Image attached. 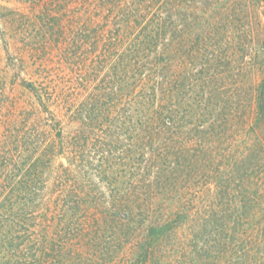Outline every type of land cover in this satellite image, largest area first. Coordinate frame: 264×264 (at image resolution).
Masks as SVG:
<instances>
[{"label": "trees", "instance_id": "16d2710c", "mask_svg": "<svg viewBox=\"0 0 264 264\" xmlns=\"http://www.w3.org/2000/svg\"><path fill=\"white\" fill-rule=\"evenodd\" d=\"M17 1L0 5V19L29 30L24 44L41 34L43 47L63 49L62 61L88 46L106 66L63 118L50 111L56 96L44 84L24 80L33 110L50 116L29 123L22 110L4 123L0 264H113L141 233L129 264H162L165 245L190 221L178 264L211 255L264 264V80L242 112L243 102L232 107L224 87H211L219 75L207 55L217 57L221 27L242 32L234 3L243 11L261 0ZM240 136L252 140L241 150ZM202 179L216 198L195 216L185 196Z\"/></svg>", "mask_w": 264, "mask_h": 264}, {"label": "rangeland", "instance_id": "374dc122", "mask_svg": "<svg viewBox=\"0 0 264 264\" xmlns=\"http://www.w3.org/2000/svg\"><path fill=\"white\" fill-rule=\"evenodd\" d=\"M234 4L235 6L239 4L237 15L241 22L239 21L237 24L242 25V32L240 30L238 34L234 31L230 35V32L229 34L226 33L225 29L221 27L218 39L224 41H220L219 50H215L217 51V57L207 54L211 60L216 58L211 71H215L219 75L210 85L211 87L216 86L220 92H225L228 104L232 107L238 104V101L240 104L246 100L251 95L253 88L264 80V53L262 51L264 0L253 2L249 8H244L243 11L241 9L243 2ZM0 5L19 7L17 0H0ZM73 9L71 8L70 11ZM228 13V18L234 14L232 12ZM105 14L106 9L93 14V17L99 19L100 15L103 17ZM226 23L227 21L224 20L223 25L225 26ZM29 33V30L28 32L11 30L0 19V139L5 129L4 123H7V120L12 121L18 116L20 117L19 113L22 110L27 111L26 119L28 118L29 123L33 122L38 116L45 118L50 116L48 112L39 113L38 109L33 110L32 97L23 84L24 80L44 84L49 94L56 96V105L51 104L50 111L54 112L58 118H63L66 109L68 107L75 108L88 93L95 91L94 87L100 84L105 76V58H98L99 64L96 65L93 60L95 53L93 54L88 46L81 47L78 54L72 56L70 61H62L60 54L63 49L56 47L46 49L51 45L43 47L41 34L34 36V41H27L29 45L24 44L26 43L24 39L29 37L27 36ZM226 35H228L231 42L226 39ZM239 35L243 36L241 48H238V44H236ZM233 40H235L236 46L235 44L232 45ZM32 42L34 43L31 44ZM95 65L97 68L94 67ZM210 69V67L204 68L205 72H211ZM229 69H232V72H229ZM223 87L225 90L221 91ZM244 103L240 104V111L242 112L249 105L248 102ZM259 133L264 137V124L261 125ZM238 139L236 145L240 150L245 147L246 142L252 143L251 138L247 140L244 139V136H240ZM262 175L260 188L263 192L264 173ZM100 188L104 189V185L100 184ZM214 192L215 186L210 180L202 179L194 184L188 195L185 196L191 209V215L198 216L197 212L201 216L205 215L216 198ZM51 195L53 194L48 196L51 197ZM225 199L227 200V197ZM221 222L224 223V220H221ZM191 223L193 221L188 223L189 226ZM189 226L181 227L174 236L172 243L165 245L162 251L164 254L162 264H178V257H180L181 252L188 249L187 241L191 233ZM221 233L225 232L212 234L207 237V240L209 238L211 241L216 242L214 238ZM143 236L144 233H141L133 246L141 241L144 238ZM133 246L122 251L113 264H129ZM218 259L213 258L211 255L208 259H205V264H227V257L223 258L222 261ZM230 264L236 263L231 262Z\"/></svg>", "mask_w": 264, "mask_h": 264}]
</instances>
